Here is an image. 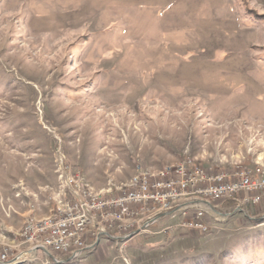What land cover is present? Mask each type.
Listing matches in <instances>:
<instances>
[{"label": "rangeland", "instance_id": "obj_1", "mask_svg": "<svg viewBox=\"0 0 264 264\" xmlns=\"http://www.w3.org/2000/svg\"><path fill=\"white\" fill-rule=\"evenodd\" d=\"M187 159L264 165V0H0V264H264V198L219 204L195 243L166 235L179 215L75 257L21 236L69 194L64 167L114 194Z\"/></svg>", "mask_w": 264, "mask_h": 264}, {"label": "built area", "instance_id": "obj_2", "mask_svg": "<svg viewBox=\"0 0 264 264\" xmlns=\"http://www.w3.org/2000/svg\"><path fill=\"white\" fill-rule=\"evenodd\" d=\"M66 169L69 195L57 202L47 219H30L21 234L27 243L29 236L42 237V245L32 248L49 255L78 256L93 237L96 243L102 236L129 241L168 215L181 216L179 228L205 233L211 227L204 221L208 213L223 216L216 210L215 198L239 192L233 211L256 207L264 198V165L212 172L187 159L155 171L141 170L123 190L113 194L109 189L99 196H88L91 187L81 173ZM178 193L192 195V202L178 203ZM152 205L162 206V213L148 215ZM121 216H131V223H121ZM85 224H93V231H85ZM110 231L116 235L112 237ZM6 258L0 251V263Z\"/></svg>", "mask_w": 264, "mask_h": 264}, {"label": "bare ground", "instance_id": "obj_3", "mask_svg": "<svg viewBox=\"0 0 264 264\" xmlns=\"http://www.w3.org/2000/svg\"><path fill=\"white\" fill-rule=\"evenodd\" d=\"M123 188H124V186L122 188L118 189V191L123 190ZM99 194H102V193H94V192L90 191L88 188V196H99ZM237 199H239V192H230L229 194H223V195L219 196V198H215V201H237ZM58 201H64V198H62ZM185 202H192V195H188V193H178V203H185ZM51 213H52V211H51ZM156 213H162V206L152 205V206H150V208H148V215H156ZM47 218H48V216L46 218H43V219H47ZM121 223H131V216H121ZM26 226H28V223L25 225V227ZM90 227L92 228L93 224H85V231H88V229ZM28 244H30L31 246H40V245H42V237L29 236ZM6 260L7 259H5V261Z\"/></svg>", "mask_w": 264, "mask_h": 264}, {"label": "trees", "instance_id": "obj_4", "mask_svg": "<svg viewBox=\"0 0 264 264\" xmlns=\"http://www.w3.org/2000/svg\"><path fill=\"white\" fill-rule=\"evenodd\" d=\"M219 204H221V205H223V206H225V207H227V206H230L231 207V210L233 211L234 209H235V203L233 202V201H223V202H220V203H217V205H219ZM207 224H211V221L210 220H208L207 218H205V220H204ZM259 223H262V222H259ZM156 224V223H155ZM154 224V225H155ZM179 228V227H178ZM176 228V229H174V231H172V230H166V235H168V237L169 238H171V236L172 235H176L175 234V231L176 230H180V234H181V231L183 232L182 234L184 235V236H182V237H187V238H189V239H191V241H193L194 243L197 241V240H200V238H203V237H206V236H208V235H211L210 233H211V231L209 230V231H207V232H205V233H202V232H199V231H191V230H186V229H182V228ZM177 232V231H176ZM179 233V232H178ZM195 236V237H194ZM197 237V238H196ZM142 246V245H141ZM192 246H194V245H192ZM151 249H153L152 247H150ZM194 252L196 253V250H194Z\"/></svg>", "mask_w": 264, "mask_h": 264}, {"label": "water", "instance_id": "obj_5", "mask_svg": "<svg viewBox=\"0 0 264 264\" xmlns=\"http://www.w3.org/2000/svg\"><path fill=\"white\" fill-rule=\"evenodd\" d=\"M213 208V207H212ZM215 210V209H214Z\"/></svg>", "mask_w": 264, "mask_h": 264}, {"label": "crops", "instance_id": "obj_6", "mask_svg": "<svg viewBox=\"0 0 264 264\" xmlns=\"http://www.w3.org/2000/svg\"><path fill=\"white\" fill-rule=\"evenodd\" d=\"M51 213V212H50Z\"/></svg>", "mask_w": 264, "mask_h": 264}]
</instances>
